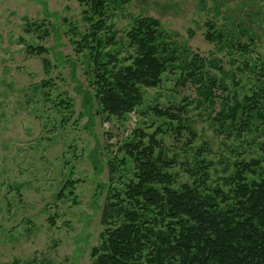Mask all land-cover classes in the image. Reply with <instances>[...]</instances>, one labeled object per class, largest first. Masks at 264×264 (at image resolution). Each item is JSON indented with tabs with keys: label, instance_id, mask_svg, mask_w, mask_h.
Listing matches in <instances>:
<instances>
[{
	"label": "rangeland",
	"instance_id": "obj_1",
	"mask_svg": "<svg viewBox=\"0 0 264 264\" xmlns=\"http://www.w3.org/2000/svg\"><path fill=\"white\" fill-rule=\"evenodd\" d=\"M82 9L77 0H0V264H91L104 230L102 205L118 183V175L109 178L108 159L135 128L151 134L160 126L150 106H181L171 110L194 131L190 152L202 151L213 183L240 156L264 155V132L255 144L222 133L211 121L218 104L211 116L196 109L195 84L177 83L176 74L143 88L142 105L127 116L100 113L71 41L72 28L84 29ZM137 15L159 19L192 51L218 60L223 72L214 71L229 91L249 92V76L264 65V0H129L110 19L119 42ZM209 20L231 29L221 51L204 38ZM38 47L42 55L30 52ZM161 127L169 156L183 160L186 130L180 136ZM67 181L72 187L63 190Z\"/></svg>",
	"mask_w": 264,
	"mask_h": 264
},
{
	"label": "trees",
	"instance_id": "obj_2",
	"mask_svg": "<svg viewBox=\"0 0 264 264\" xmlns=\"http://www.w3.org/2000/svg\"><path fill=\"white\" fill-rule=\"evenodd\" d=\"M77 1L83 6L84 29L72 28L70 34L76 35L71 41L84 59L100 113L127 116L142 105L143 88L158 87L163 75L171 73L177 83L195 84L196 109L211 116L218 104L211 121L222 133L258 143L264 132L262 63L249 76V92L229 91L228 83L214 71L223 72L218 60L192 51L155 17H131L124 41L119 42L110 19L129 0ZM206 23L205 40L216 43L220 51L226 48L230 27ZM236 47L247 51L244 43ZM44 51L30 50L38 55ZM43 64H48L45 58ZM241 64L238 69L245 70L246 63ZM180 108L148 107V113L160 118V126L151 134L135 128L116 150L122 155L109 157V178L113 182L118 175V183L110 186L102 205L104 230L92 248L91 264H264V155L240 156L220 182L213 183L202 151L190 152L194 131L171 110ZM161 125L180 136L186 130L183 160L176 153L169 156L159 135L167 129ZM178 166L184 181L174 169ZM72 183L67 181L63 190Z\"/></svg>",
	"mask_w": 264,
	"mask_h": 264
}]
</instances>
